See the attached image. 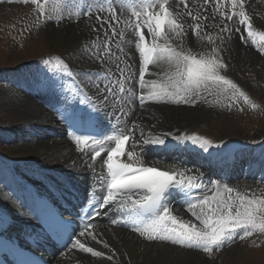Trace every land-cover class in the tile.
<instances>
[{"label":"bare ground","instance_id":"obj_1","mask_svg":"<svg viewBox=\"0 0 264 264\" xmlns=\"http://www.w3.org/2000/svg\"><path fill=\"white\" fill-rule=\"evenodd\" d=\"M3 1L7 2L8 0ZM170 1L171 8L174 12L177 10V7H179V11L182 13L180 20L182 23L184 22V28L188 33V37H193V29L190 27L193 21L191 17L183 13L190 11L193 16L198 14L202 18L207 17V19L201 20V24L207 27V29L223 21V17L220 14L224 11H216V0H210L207 4H205L204 0H186L188 9H184L181 4L178 5L177 0ZM221 1H223L225 6L226 3L224 0ZM258 1L261 2L262 0H245L246 7L254 13L263 14L264 1L260 4L257 3ZM113 3L116 6L117 13L121 16V21L125 19L135 21V17L130 15V11L120 6V0H113ZM107 5L108 4L102 6L96 3L86 8L82 7L78 17L66 14L62 20L63 22L61 21V24L58 22L60 25L55 23V21L54 23L48 24V27L45 28L49 36L54 35V37H59L57 41L63 45L65 55H67L68 58L74 59L68 60V58H65V61H71L69 71L73 74L68 75L66 73V76H73L72 80L77 82L78 86H74L73 83H70L67 87L62 89L56 86L57 79L55 78H50L48 79L49 81H47L41 73H39L38 76L35 73L28 76L23 75L20 71L17 72L18 76L14 72H8L12 74L11 80H18L16 84L11 85V88L7 87V80L6 82L0 80L5 86L0 87V114H13L19 117V121H23L22 124L16 125V127L5 129L1 127L4 130L0 129V143H5L7 145L12 144L13 147L11 150H6V152L0 151V161L1 158L6 159L3 162L7 167L6 169L5 166H2L1 161L0 170H2L0 179L9 180L6 171L11 174L18 173L20 179L32 178L33 173H29V171L32 168L31 165H34L36 167L35 169H38L40 175L53 174L56 177L59 176L63 182L72 183V186L79 192L83 191V186H86V188L91 187L93 181L91 180L90 173L94 171L95 167L99 168V173L102 172L103 159L92 162L90 155L78 151L76 144L70 138V130L66 126L68 119L71 118L70 107L73 106L76 108L77 105L83 104L89 116L88 121L90 118L100 117L107 131L108 122L113 119L111 116L113 112L122 119L132 115L134 121L138 122L141 126L146 123L147 118L150 119V113L155 112L157 109L159 112L161 110V113L164 111L166 119L174 122H167L162 125V129L161 126L159 127V123L158 126L151 127V124L148 126L149 123L147 122L148 127H145L146 131L144 133L147 135L145 139L149 137V134L153 137L160 136L165 139V145L145 144V139L135 140V151L140 154V158L145 165L155 166L168 171H175L177 169L180 171L190 170L187 171V175L198 176L199 179L196 182L200 183L202 187L201 189H192L190 191V196L193 199L200 198L205 194L211 195L212 193L209 192V189L213 183L221 185L227 184L232 188H239V190H251L252 186H264V151L259 150L250 154L252 160L259 161L258 165L252 167L247 172L242 171L236 178L223 177L221 181H217L216 177L219 176L218 173L220 168L225 169L226 174L231 176H236L234 173L236 169L240 168V165H238L239 160L236 154L237 152L230 149L232 148L230 143L223 142L216 148L208 149V151L205 152L198 144H194L191 141L181 143L174 139L176 136H183V128H185V125L181 121H178V124L177 120L180 117L186 118L185 114H187L185 111V114L176 117L178 115L176 111L189 109L191 113V104L172 105L171 103H151L146 101L143 106H141L140 100L137 98V93L136 97H128L125 94L120 104L111 102L101 103L102 97L98 94L95 85H99L100 88H103L105 84L111 81L112 77L115 76L112 81H116L120 78V74L116 69V56H121L122 61H127V65L130 66L131 72L126 73V75L131 76V80L126 82V86L130 87L134 92L139 89L137 74L142 64V58L135 46L137 36L134 35L133 29L126 28L123 23L115 25L118 30H124L123 40H121L119 36H111V29H108L106 25L101 29L96 17L100 16L104 20L108 19L109 13L107 11L98 10L106 8ZM89 11L91 15L86 14ZM247 15L250 17L251 14L248 13ZM262 16L263 15L260 16L259 20H256L257 23H255L252 29L253 32L256 28H260L261 24H264ZM236 24L237 25H234V23L229 25L230 39L228 40V44L231 50L230 55L235 58L234 60L240 65H245L247 63L253 65L254 61L257 60V62H259L258 65H261L259 72L263 74L264 54L253 48L250 44L251 41L247 38L245 28L243 29L239 23ZM94 28L100 30L94 31ZM105 30L109 32L108 41L115 55L111 60L106 59L102 62L96 53L103 47L101 41L105 39ZM242 37H244L243 40ZM117 43L123 48V53L117 48ZM188 44L190 48H193L190 42H188ZM73 61L74 63H72ZM120 66L124 67L125 65L122 62ZM153 66L154 65L151 67ZM239 67L238 65V68ZM167 68V65H162L161 70L157 72L160 75H152V69L150 68L145 76V80H159ZM96 73H100V76H97ZM133 73H135V75H133ZM14 77L17 78L15 79ZM78 91L80 94L84 93V96L83 94L77 95ZM147 91L148 89L145 88L143 93L147 94ZM140 93L142 94L141 91ZM88 97L92 98L91 101L88 100ZM121 107H123L126 112L131 109L130 114L127 116L121 115ZM102 112H106L107 119L102 117ZM142 112L150 115L143 114L144 117H142ZM195 114L196 116H201L198 113ZM189 116V121H192V116H194L195 119L193 113ZM201 118L205 119L204 117ZM57 124L64 127L59 130L57 127L55 129L54 126ZM118 126L122 127L123 123L118 122ZM166 133H170L171 135H164ZM42 138L45 139L42 140ZM181 145L184 146L177 150ZM168 146L171 147L167 149ZM188 150L197 153V159H195L197 165L189 162V168H186L184 153ZM181 151L183 155L180 154ZM158 155L162 158L156 160L154 157ZM241 155L248 158L243 154H240V157ZM234 156H236L234 162H223L226 159H232ZM88 157L89 159H87ZM193 157H195V155H191L190 159ZM25 163L27 165H25ZM129 163H132V161ZM89 164H92L93 167H88ZM25 167L28 171L24 169ZM66 168L71 169L68 171ZM66 174H71V180L75 179V181L68 182V179H62V176ZM96 176L99 177V175L94 174V177ZM241 178H244V181L240 180ZM248 179H254L255 182H251ZM25 181L29 182L27 179H25ZM67 190L68 187H65V191ZM135 198L136 197H134V199ZM185 199L186 197H184L183 194H179L170 197L166 202L169 204L174 215L185 221L197 223L199 226L198 221L187 211ZM0 205L7 208L9 206L8 201L3 199L1 189ZM106 208V215L103 221L107 224L110 223L113 227L101 229L97 240H94L90 245H86L93 248L95 251H100L103 253V256L93 257L90 253L72 252L71 255L69 254L67 260L54 259L53 264H213V262L206 259V255L209 254L203 251L173 245L170 242L149 241L132 230L123 227H114L115 225L123 226L125 224L124 220L127 217V211H122L118 206L113 205H108ZM113 221H115V223ZM254 236L255 235H253V237ZM239 241L242 240L237 238L232 243H226L214 252L225 248L228 249V247L234 246L235 243ZM105 243L108 245V248L103 246ZM232 249L233 250L230 249L225 252V256H219L220 258L216 259V261L213 259L215 264H232L236 262V260H238L236 256L237 248L235 246ZM181 250L183 252H181ZM107 256H113V259L108 260L106 258ZM218 260L220 262H218Z\"/></svg>","mask_w":264,"mask_h":264},{"label":"snow or ice","instance_id":"obj_2","mask_svg":"<svg viewBox=\"0 0 264 264\" xmlns=\"http://www.w3.org/2000/svg\"><path fill=\"white\" fill-rule=\"evenodd\" d=\"M29 2V0H24ZM36 5V10L40 16H44L48 11L51 14L61 15L65 10V0H30ZM205 4L210 0H204ZM231 6V14L221 12L223 18L232 20L233 17H239V23L245 26L247 38L251 39L254 45H259L258 50L264 54V33H254L251 18L245 11V0H228ZM177 4H182L184 9H188L186 0H177ZM120 6L127 8L130 15L135 17V21L125 19L121 21V16L117 13L113 0H109L106 8L98 9L107 11L109 17L104 20L97 16L96 20L101 29L106 25L111 29V36L124 38V30H118L115 25L123 23L126 28H131L137 36L136 48L142 58V64L139 69L138 87L142 94L137 98L141 106L147 101L151 103H171V104H195L197 100L203 99L204 94H215L218 97H225L231 90V95L227 98L233 102L242 98L246 104L253 109L257 107L252 103L248 96L239 89L231 80L221 74L227 66L220 58L218 49L212 47L211 52L193 53L190 50H184L183 38L187 35L184 24L180 20L182 13L179 7L174 12L170 7V0H120ZM223 4L221 0H216V11H221ZM239 9V11H237ZM70 15L79 16L80 7L77 5L70 10ZM91 15L89 11L86 13ZM191 17L193 24V34L203 41L201 35L202 19L200 15L193 16L190 11L183 13ZM147 29L146 38L144 29ZM99 31L100 29H93ZM221 31H230L227 27ZM258 36V40L255 38ZM105 39L101 41L103 47L96 55L103 62L111 60L115 55L111 44L108 41L109 32L104 31ZM244 37H242V40ZM209 43H213V37L207 36ZM173 41H178L174 44ZM117 48L123 53V48L117 43ZM52 64L51 60H44L43 63L52 66L54 70H63L68 75H73L68 66L59 58ZM124 63V67L120 64ZM116 69L120 78L116 81H110L103 88L95 85L98 94L102 97L101 103L120 104L124 95L128 97L136 96V93L126 86V82L131 80V76L126 73L131 72L130 66L122 61L121 56L115 57ZM161 67L167 65V70L159 80L146 81L145 76L150 66ZM154 75H160L153 73ZM135 75V73H133ZM147 88V94L143 90ZM91 97L88 100L91 101ZM83 102V101H82ZM231 105H229L230 107ZM131 109L127 112L120 108L123 116L129 115ZM85 117H81V120ZM117 120L120 116L116 117ZM135 127H139L136 125ZM70 138L77 146V150L85 152L91 149V160L95 162L97 158L106 152V159L103 165L107 171V179L100 177L101 196L97 197L93 206L96 209V215H100V209L108 205L118 206L120 210L127 211V220L125 226H130L133 232L149 241L170 242L173 245H179L188 249L200 250L211 254L226 243L230 244L235 239L244 240L254 234H264V198L256 197L254 194H242L227 184L220 185L213 183L209 192L211 195H203L200 198L193 199L190 196L192 189H201V184L196 181L198 176L187 175V171L161 170L155 166H148L143 163L140 154L135 151L134 130L125 133L123 130L105 134L100 138L94 135H72ZM164 135H171L166 133ZM178 142L191 141L198 144L205 152L212 144L209 140L199 136H176ZM133 140L131 150L126 146ZM145 144L165 145V139L160 136L149 137L144 140ZM114 145L110 148L107 145ZM127 156L128 161L122 158ZM88 167H93L89 164ZM183 194L187 211L198 221L191 223L179 218L173 214L172 209L166 202L170 197ZM90 194L89 203H93ZM134 197H136L134 199ZM115 223V221H113ZM94 225L90 221L83 222V228L79 231L78 237L71 240L72 248L78 249L84 253H90L93 257H102L103 253L95 251L81 242L79 237L87 236L92 240H97L90 229ZM100 242V241H97ZM108 248L105 243L103 245ZM112 260L113 256H107Z\"/></svg>","mask_w":264,"mask_h":264},{"label":"rangeland","instance_id":"obj_3","mask_svg":"<svg viewBox=\"0 0 264 264\" xmlns=\"http://www.w3.org/2000/svg\"><path fill=\"white\" fill-rule=\"evenodd\" d=\"M13 1L8 0L6 2L0 0V72L4 73L2 78L8 79L6 74L8 72H14L16 74L19 71L21 73L24 71L31 72L34 69L39 68L43 60H51L52 62H55V59L53 58H59L60 60H62L61 56L68 58L67 55H65L63 45L57 41L59 37H54V35L49 36L45 31L48 24L55 22L52 20L46 22L47 18H50L49 15L55 14L46 11L44 16H40L36 10V5L31 3L30 0L27 3L24 2V0ZM261 2L258 1L257 3L260 4ZM221 3L223 4V1H221ZM66 5H68L71 10L79 5V3L77 0H65V7ZM223 7L221 10L224 11ZM246 11L253 15L256 23V20H259L261 15H263L262 18L264 19V12L263 14L254 13L247 7ZM224 13L226 12L224 11ZM234 19L239 21L240 18L237 16L234 17ZM222 20L221 23L212 25L209 29L202 25V29L204 30H201V35L204 37L203 41L197 39L194 34L193 37L185 36L183 42H185L186 47L183 46V48L184 50L190 48L189 44H187L190 42L193 45L195 51L193 53L195 54L211 52L212 47H216L220 58L227 66L226 70H223L221 74L226 78L231 79L239 89L248 96L249 100L257 105V107L253 109L249 104H246L242 98H239L235 102L228 99L227 97L232 94L231 90L225 95V97H218L215 94L209 95L205 93L203 99L197 100L194 105L191 104V113L189 109L176 111L178 112L176 117L185 114V111L187 113L185 114L187 119L185 117H180L177 120V123L179 124L178 121L184 123L185 128H183V135L202 137L209 140L212 146L228 142L237 148L242 146H252L254 148L259 147L264 149V73L262 74L259 72L261 65H258L259 62H257V60L254 61V64L257 65H249L248 63L240 65L234 60L235 58L230 55L231 50L228 44L230 32L226 35V31H221V29L226 27L228 20L226 21L224 18H222ZM61 21H56L55 23L61 24L63 22ZM233 23L234 25H237L236 23L238 22L232 21L230 24L228 23V25H232ZM260 28L256 31L259 32L260 29V32L264 33V24H261ZM209 35L213 37V43L208 42L207 36ZM255 38L258 40V36ZM173 43L176 44L178 41ZM252 45L257 48L259 47V45ZM69 59L74 60L73 58H68V60ZM72 63H74V61ZM238 65L240 66L239 68ZM160 70L161 67H153V73H157ZM114 77H112L111 81ZM11 85L12 84L9 83L7 87L11 88ZM0 87H5L3 82H0ZM229 105L231 106L229 107ZM157 110L150 113L151 115L145 112L141 113L142 115H150V119H146V123L139 127L140 130L146 131L145 127H148L150 124L151 127H155L158 126V123L160 124L159 127L161 126L162 129V125L167 122H174L166 119L164 111L161 113V110L160 112L158 110V114ZM192 113L195 115V119L194 116H192V121H189V115ZM195 113H198L201 116H196ZM142 117H144V115ZM201 117H204L205 119ZM22 123L23 121H19V117H16L13 114H2L0 117L1 130H4L5 128H13ZM1 127H4V129ZM55 127H61V125L57 124ZM44 139L45 138H42V140ZM12 148V144L7 145L5 143H0V151L6 152V150H11ZM256 187L264 186H252L251 189ZM242 190H239L238 188L239 192ZM250 194L264 198V188L254 189ZM255 235L256 237L254 236V238H248L247 240L245 238L244 240L235 243L234 246L228 247V249L225 248L206 255V259L215 264L216 259L225 256V252L230 249L233 250L232 248L236 246V256L238 257V260L232 264H264V234L257 233ZM181 252L183 251L181 250ZM218 262L220 261L218 260Z\"/></svg>","mask_w":264,"mask_h":264}]
</instances>
